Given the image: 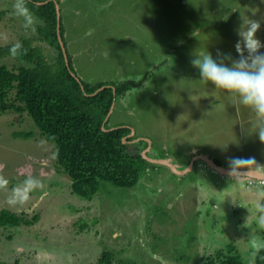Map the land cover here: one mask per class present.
I'll use <instances>...</instances> for the list:
<instances>
[{
    "label": "rangeland",
    "instance_id": "rangeland-1",
    "mask_svg": "<svg viewBox=\"0 0 264 264\" xmlns=\"http://www.w3.org/2000/svg\"><path fill=\"white\" fill-rule=\"evenodd\" d=\"M54 1L80 79L141 83L118 101L110 126L131 128L136 134L130 139L140 138L134 144L142 152L141 138L152 142L151 160L163 155L170 165L179 164V173L189 172L144 167L133 189L101 183L87 201L71 193L70 178L55 166L54 143L33 120L0 114V175L9 180L8 189L34 176L47 192L41 199L38 190L22 206L10 207V191L0 190V211L39 215L32 227L0 228V264H101L106 252L113 264H197L230 245L244 264H255L264 245L256 211L257 202L264 203V185L225 176L201 160L188 165L208 157L230 170L264 171V142L255 134L259 118L235 96L201 80L191 61L207 50L215 55L218 47L238 58L235 30L242 18L262 22L257 35L264 42V0ZM14 3L0 0V47L38 39L39 21L34 19L35 31L25 29ZM37 45L55 63L57 52L40 40ZM1 63L21 65L13 56Z\"/></svg>",
    "mask_w": 264,
    "mask_h": 264
},
{
    "label": "trees",
    "instance_id": "trees-1",
    "mask_svg": "<svg viewBox=\"0 0 264 264\" xmlns=\"http://www.w3.org/2000/svg\"><path fill=\"white\" fill-rule=\"evenodd\" d=\"M43 2L28 0L27 6L33 18L39 21L37 41L57 52L56 61L48 63L36 39H30L31 45L24 41L18 55L13 56L21 65L10 69L1 61L12 57V45L0 47V114H26L42 137L54 143L55 166L60 174L70 178L73 195L92 201L99 193L101 183L133 189L138 185L144 167L160 166L147 162L137 144H130L138 137L128 139L133 132L131 128H117L110 123L118 101L141 83L116 81L92 85L80 79L67 52L57 5L49 0L44 5L39 4ZM16 137L28 140L32 134H16ZM125 139H128L126 143ZM215 163L221 165L219 161ZM38 222L39 215L29 219L5 209L0 211V228L32 227ZM219 251L201 258L197 264H244L234 246ZM100 263L113 264V255L106 252ZM255 264H264V248L256 252Z\"/></svg>",
    "mask_w": 264,
    "mask_h": 264
},
{
    "label": "clouds",
    "instance_id": "clouds-1",
    "mask_svg": "<svg viewBox=\"0 0 264 264\" xmlns=\"http://www.w3.org/2000/svg\"><path fill=\"white\" fill-rule=\"evenodd\" d=\"M27 3L28 0H15L13 11L23 18L25 29L35 31L34 18ZM261 24L257 19L242 18V23L235 30L237 39L234 48L238 58H234L231 52H222L218 47L215 55L207 50L206 53L196 55L191 63L199 70L201 80L227 91L237 98L239 105L256 114L259 121L255 125V134L264 142V52L261 51L264 49V42L257 35ZM21 49L22 44L17 42L10 48V54L16 56ZM236 163L237 161H233L232 169ZM8 185L9 180L0 175V190L10 191L6 201L10 207L22 206L38 190L41 192V199L47 196V192L43 191L45 185L34 176H27L11 189H8ZM261 196L264 198V193ZM256 211L260 224L264 226V203L258 201ZM259 247L264 248V245Z\"/></svg>",
    "mask_w": 264,
    "mask_h": 264
},
{
    "label": "water",
    "instance_id": "water-1",
    "mask_svg": "<svg viewBox=\"0 0 264 264\" xmlns=\"http://www.w3.org/2000/svg\"><path fill=\"white\" fill-rule=\"evenodd\" d=\"M54 1V0H52ZM57 13H58V19H59V23H60V11H59V7L57 5ZM59 31H60V24H59ZM60 44L65 51V48H64V43L62 41V39L60 38ZM134 135V131L132 132V136ZM149 142V144L151 145V141L150 140H146ZM124 142H126V139L124 140ZM144 159L147 160L150 164H153L155 166H166L168 168H170V170H172L174 173H179L178 172V169L179 168V165H170L169 161H167V159H160L159 155L157 156V159H150L149 157L146 158V155L144 154L143 155ZM196 160H202V161H205L208 166H210L212 169L216 170V171H219L221 172L222 174H224L225 176H232V177H235V178H238L240 180H251V181H255V182H258V183H264V171H256V170H249V171H240V170H230V169H227L223 166H218L216 165L215 161L214 160H211L210 158L208 157H199L197 158ZM195 160V161H196ZM190 168V167H189ZM232 171V174L230 175L229 173ZM189 172V169L186 170V171H181L179 173V175L181 174H186Z\"/></svg>",
    "mask_w": 264,
    "mask_h": 264
},
{
    "label": "flooded vegetation",
    "instance_id": "flooded-vegetation-1",
    "mask_svg": "<svg viewBox=\"0 0 264 264\" xmlns=\"http://www.w3.org/2000/svg\"><path fill=\"white\" fill-rule=\"evenodd\" d=\"M49 1H52V0H49ZM54 2H55V1H54ZM46 3H48V0H44L43 3H39V4H40V5H44V4H46ZM55 3H56V5H59L57 2H55ZM64 45H65V43H64ZM66 45H67V42H66ZM67 47H68V45H67ZM65 49H66V48H65ZM67 52L70 53L68 50H67ZM67 56H68V55H67ZM70 56H71V54H70ZM67 59H68V57H67ZM127 81H131V80H127ZM127 81H125V82H127ZM141 82H142V81H141ZM136 83H137V82H136ZM138 83H139V82H138ZM131 91H132V90H131ZM128 95H129V94H126V97H128ZM126 97H125V98H126ZM134 134H135V132H134ZM131 135H132V134H131ZM131 135H130V136H131ZM130 136H128V139H130ZM132 137H133V136H132ZM128 139H126V142H127ZM131 139L133 140L134 138H131ZM138 139H140V138L137 137L135 140L131 141L130 144H134L135 141L138 140ZM141 140H143V142H145V149H144V150H145V151H146V150L148 151V149L150 148V145H149L148 141L144 140L143 138H141ZM126 142H125V143H126ZM134 145H136V144H134ZM137 146H138V145H137ZM136 148H137V147H136ZM137 149H138V148H137ZM150 149H151V148H150ZM145 151H143L142 154H143ZM148 155L150 156L149 151H148V153L146 152V158H148ZM143 158H144V157H143ZM159 158H160V157H159ZM153 159H154V158H153ZM160 159H162V158H160ZM196 161H197V160H196ZM196 161H194V160L192 161V160H191V162H189V165H188V166H189V167H190V166H194V167H196V166H195V165H196ZM201 161H202V160H201ZM147 162H148V161H147ZM202 162H205V161H202ZM205 163H206V162H205ZM206 164H207V163H206ZM178 165H179V164H178ZM207 165H208V164H207ZM187 170H188V169H187Z\"/></svg>",
    "mask_w": 264,
    "mask_h": 264
},
{
    "label": "crops",
    "instance_id": "crops-1",
    "mask_svg": "<svg viewBox=\"0 0 264 264\" xmlns=\"http://www.w3.org/2000/svg\"><path fill=\"white\" fill-rule=\"evenodd\" d=\"M20 229H21V227H19ZM19 236L20 237H25V238H27V236L24 234H19ZM11 238V237H10ZM14 239V237H12L11 239H7V238H5V240H6V242H8V241H12ZM29 244H30V241H29ZM29 244H27V245H29ZM23 245H25V244H20V245H18L17 246V249H19L20 250V247L19 246H23ZM32 253H31V255L32 256H34L33 258H35V255H38V252L36 251V250H34V249H32V250H30ZM29 251V252H30ZM28 252V253H29ZM47 252V251H46ZM97 257H98V255H97ZM47 261V260H46ZM101 261V260H100ZM14 264H18V263H14Z\"/></svg>",
    "mask_w": 264,
    "mask_h": 264
}]
</instances>
